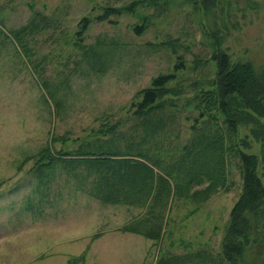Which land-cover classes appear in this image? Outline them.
I'll list each match as a JSON object with an SVG mask.
<instances>
[{
  "label": "rangeland",
  "instance_id": "rangeland-1",
  "mask_svg": "<svg viewBox=\"0 0 264 264\" xmlns=\"http://www.w3.org/2000/svg\"><path fill=\"white\" fill-rule=\"evenodd\" d=\"M112 8L123 14L106 18ZM84 19L91 24L83 32ZM218 50L264 79V0H0V264H264L260 216L242 255H221L243 193L238 152L260 160L264 185V118L250 111L260 122L231 131L225 116L200 118L198 101L187 105L214 85ZM164 75H175L166 97L173 117L148 159L165 172L207 121L213 132L206 129L201 149L217 150L208 141L222 137L227 160L226 185L208 201L176 197L170 215L164 208L155 218L147 206L89 196L94 176L39 175L47 147L73 153L76 140L110 137L113 128L130 140L133 104ZM60 137L65 148L54 143ZM132 228L162 232L155 240L125 231Z\"/></svg>",
  "mask_w": 264,
  "mask_h": 264
},
{
  "label": "trees",
  "instance_id": "trees-1",
  "mask_svg": "<svg viewBox=\"0 0 264 264\" xmlns=\"http://www.w3.org/2000/svg\"><path fill=\"white\" fill-rule=\"evenodd\" d=\"M132 11L133 9L128 13ZM122 14V10L112 8L107 10L106 18L120 17ZM90 24L89 20L84 19L83 32L88 30ZM143 31L141 27L135 28L138 35L143 34ZM213 60L218 68V74L213 80L214 85L211 90H203L201 94H197L187 105L197 100L195 109L199 111L200 118L213 115L215 111L225 116V122L230 124L231 131L236 125L250 124L249 121L254 119L250 111L260 119L264 118V79L259 78L255 68L250 63L234 64L230 57L220 50L214 51ZM173 80L175 75L159 76L153 79L149 88L140 92V100L133 104V116L137 118L134 130L137 132L129 130L132 135L130 140L127 138L128 132L123 131L122 134L113 128L110 130L113 134L110 137L102 138L99 134L95 138L88 136L76 140L78 146L73 153L69 150L72 146L59 152H52V149L47 147L38 161L39 175L48 176L58 170L71 173L69 176L75 175L82 179L85 177L87 180L94 176V180L92 178L89 183L92 187L87 192L89 196L105 204L129 203L132 206H147L145 215L152 214L155 218L162 216L164 208L165 213L170 215L176 197H187L194 202H203L205 199L208 201L210 195L226 185L227 160L222 137L214 142L208 141L209 146L216 144L214 147L217 150L208 154V151L201 149L206 144L202 136L211 138L207 135L212 131L211 127L207 128V121L206 128L202 130L192 128L194 137L188 146L183 147L178 156H175L176 160L171 162L174 165L169 166L165 172L159 171L157 165L148 159L153 152L151 142L162 130L166 131L167 121L173 117L172 114H167L171 112L166 110L169 106H174L173 101L166 99L173 93V90L168 88ZM253 121L260 122L257 119ZM262 128L264 130V124ZM255 133L257 137L261 135L260 131ZM59 141L63 142L65 148L66 140H61V137L54 139V143ZM237 155L242 163L243 193L231 212L230 223L221 245V255L225 261L228 259L230 262L242 255L243 247L250 244L252 233L257 229L256 227L252 230V218L257 219L260 216L257 226L264 220V185L258 175L260 160L242 152ZM262 156L264 162V153ZM205 182L209 183L207 187L195 190L203 187ZM159 203L161 212L156 213ZM125 231L138 232L155 240L160 239L162 232L159 230L158 234L156 231L151 235L133 228Z\"/></svg>",
  "mask_w": 264,
  "mask_h": 264
}]
</instances>
